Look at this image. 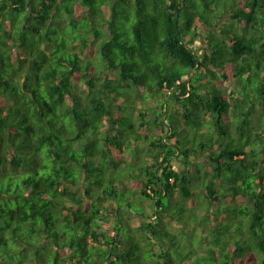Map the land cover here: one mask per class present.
Returning a JSON list of instances; mask_svg holds the SVG:
<instances>
[{
    "label": "trees",
    "instance_id": "16d2710c",
    "mask_svg": "<svg viewBox=\"0 0 264 264\" xmlns=\"http://www.w3.org/2000/svg\"><path fill=\"white\" fill-rule=\"evenodd\" d=\"M202 27L200 53L189 40ZM258 167L264 0H0V264H193L207 251L177 263L165 247L171 206L187 200L214 235L207 264H264ZM128 190L152 213L129 214ZM240 207L255 245L217 233Z\"/></svg>",
    "mask_w": 264,
    "mask_h": 264
},
{
    "label": "rangeland",
    "instance_id": "374dc122",
    "mask_svg": "<svg viewBox=\"0 0 264 264\" xmlns=\"http://www.w3.org/2000/svg\"><path fill=\"white\" fill-rule=\"evenodd\" d=\"M159 3L162 2V0H157ZM155 0H146V4L151 6L154 5ZM155 13H160L161 9L160 7L155 8L154 9ZM135 13L133 12V15ZM107 16V14H106ZM218 28H216L215 30H217ZM208 28H200L199 32L196 34L195 37L191 38L189 40V44L191 46H193L194 48H196L197 50H199L200 53L205 52V49L207 47V32ZM220 33L221 37H222V33ZM99 61V60H97ZM100 62V61H99ZM119 72H115V71H108L106 73H104L103 76H101L104 79H108V78H113V79H117L120 78V75L118 74ZM125 83V82H124ZM233 83V80L231 81H227L226 85L223 87L224 91H226L228 89V87L231 86V84ZM122 101V99L120 100ZM147 105L151 106V105H155L156 104V100L154 99V97H152V99H145ZM126 107H128V104H123ZM175 103L172 100H169L166 104H165V110H168V114H170V111L172 109V107L174 108ZM127 112L131 113V115L133 116V118L135 119V121H140V115H139V110L138 108H127L126 109ZM149 119H153L155 117V113L153 111H149ZM170 116V115H169ZM156 126L153 125H146V129L148 128H153L155 129ZM207 127H209L208 125H206V129ZM157 128V127H156ZM179 129L182 131V127L180 126ZM212 130V129H211ZM149 131V130H148ZM152 131V130H150ZM214 132V130H212ZM153 133L156 134L155 131H152ZM179 132V131H178ZM216 133V132H214ZM227 144V143H225ZM232 148H240L237 145H231ZM129 150V148H128ZM131 151V155L127 156L129 161H132L133 156L136 154V149L134 151ZM139 156V154H137V157ZM176 159L173 161L175 162ZM175 166L178 170H183L185 169L184 164H180V163H175ZM128 169L130 172H132L133 174H135L133 168L130 165H127ZM206 167L201 166L199 170H204ZM261 168V169H260ZM257 171H261L260 175L264 174V169H262V167H258ZM200 172V171H198ZM227 174H231V172H228ZM198 175V174H197ZM255 174H253L254 176ZM252 176V178H254ZM259 176H257L256 178H258ZM206 180H210L212 178V176L208 173V175H205ZM205 180V181H206ZM254 180V179H253ZM208 181L206 182H202L201 185L207 186ZM255 186V184H254ZM200 192H204V189L200 190ZM123 198V200L129 201L131 202V207H132V211L129 214H133L134 212H142L144 213L146 210L148 213H152V210L154 209V207L152 208V206H154V202L153 200H151L150 198L146 197V196H138V197H134L132 193H130V191L128 190L126 193H124V196H121L119 198V201H121ZM196 202V200H195ZM142 204H146L145 208H143L144 206H142ZM207 205V204H206ZM206 205H204L203 207H205ZM234 203L231 201L229 203L223 202L221 203V207L225 209V211L231 209L230 212V216H234V209L235 210H239V208H235L234 207ZM207 207V206H206ZM200 207H198L197 205L194 206L191 204L190 201L187 200V202L181 203V202H176V204H174V206H171V212H169L168 214H170L169 216H171V218L175 219L174 222L178 221L179 222V227H175L173 224H169L166 223L165 225L167 226V229L170 233L174 234L176 236V238H168V240H166V244L165 247L171 248L172 250V259H174L177 263H180L181 261H183V257L188 258L191 256V253L189 254V252H193V249H196L197 252H205L204 250H206L207 252V256H204L202 258V260L199 259V256H195L192 257V263L195 264L196 261H199V264H207V262H209V260H211L212 256V251L209 250V248L211 247V241L212 239H214V235L210 234L209 232H205L204 230H202L201 227V223L199 224V221L203 218V215L200 212ZM240 209L242 211H244L243 214H237V216H239L240 218H236L235 221L231 222V223H224V224H219V230H217V233L221 234L222 238H227V233L228 234H232L234 237H232L229 241L231 242V244H235L237 241L242 242L239 243L242 246L246 245V243L248 242L249 246L250 244L255 245V239H254V235H252V237H246L242 234H244V232L246 231L247 233H249V224L251 221V217L249 216V218L245 217L247 211L246 208L244 207H240ZM253 210V208L251 209V211ZM128 213V212H126ZM125 214V213H124ZM124 214H122V216H124ZM236 214V213H235ZM206 219V217H205ZM240 219V220H239ZM143 218H140V220H136V218L132 219V225L133 226H138L140 225V223L143 221ZM146 220V219H145ZM141 221V222H140ZM147 221V220H146ZM119 229H122V225L119 227ZM131 230V231H130ZM131 232L133 234H135L136 236L141 235L140 231L135 230V229H131L128 228V226L124 225V231L123 234H127L128 232ZM138 231V232H136ZM209 231V230H208ZM226 231V232H225ZM136 232V233H134ZM209 234V235H208ZM210 245V246H207ZM251 245V246H252ZM207 246V247H206ZM248 247V246H247ZM149 253V252H147ZM188 254V255H186ZM191 259V257H190ZM195 261V262H194ZM184 264V263H183ZM198 264V263H197Z\"/></svg>",
    "mask_w": 264,
    "mask_h": 264
},
{
    "label": "crops",
    "instance_id": "0c3cea01",
    "mask_svg": "<svg viewBox=\"0 0 264 264\" xmlns=\"http://www.w3.org/2000/svg\"><path fill=\"white\" fill-rule=\"evenodd\" d=\"M198 158H199V157H198ZM198 158H197V160H199Z\"/></svg>",
    "mask_w": 264,
    "mask_h": 264
}]
</instances>
